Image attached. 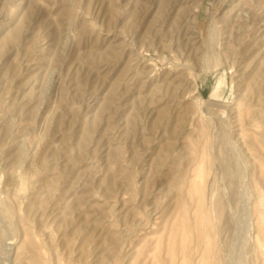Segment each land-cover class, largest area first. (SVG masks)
<instances>
[{
    "label": "rangeland",
    "instance_id": "1",
    "mask_svg": "<svg viewBox=\"0 0 264 264\" xmlns=\"http://www.w3.org/2000/svg\"><path fill=\"white\" fill-rule=\"evenodd\" d=\"M0 264H264V0H0Z\"/></svg>",
    "mask_w": 264,
    "mask_h": 264
},
{
    "label": "bare ground",
    "instance_id": "2",
    "mask_svg": "<svg viewBox=\"0 0 264 264\" xmlns=\"http://www.w3.org/2000/svg\"><path fill=\"white\" fill-rule=\"evenodd\" d=\"M225 197V196H224Z\"/></svg>",
    "mask_w": 264,
    "mask_h": 264
}]
</instances>
